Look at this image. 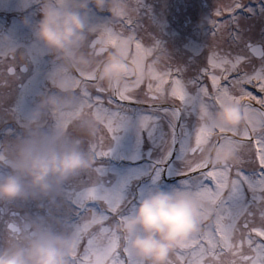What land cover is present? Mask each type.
Listing matches in <instances>:
<instances>
[{
  "label": "snow or ice",
  "instance_id": "snow-or-ice-1",
  "mask_svg": "<svg viewBox=\"0 0 264 264\" xmlns=\"http://www.w3.org/2000/svg\"><path fill=\"white\" fill-rule=\"evenodd\" d=\"M225 12L229 18L233 14L232 9L218 5L212 33L216 42L209 48L206 66L192 81L184 80L181 70L171 66L164 70L149 68L146 54L156 52L158 45L149 47L132 34L129 46L130 53L134 46V55L140 56L145 69L152 73L148 91L143 94L146 106L159 107L171 121L170 151L160 165L179 178L178 186L187 188L203 201L201 229L175 250L169 264H264V66L249 68L245 57H235L222 46L225 19L218 21L217 17ZM119 21L129 27L132 23L128 13ZM96 29L91 46L100 57L107 51L101 41L124 37L122 30L113 27ZM217 33L221 40L216 39ZM74 75L82 106L103 121L102 135L93 146L94 156H109L111 151L104 149L105 138L117 139L121 113L126 106L140 102L142 90L136 89L143 81L137 82L134 89L116 86L106 90L95 87L94 74ZM209 79L211 87L207 83ZM246 85H251L257 94ZM167 102L170 106L164 107ZM222 104H241L246 117L242 128L223 129L211 122L212 112ZM189 114L197 117L191 132L184 123ZM154 119L151 113L146 114L141 127ZM208 145H227L230 158L205 156ZM177 159L182 163L177 165ZM160 174L158 166L155 179ZM240 205L243 210L237 211ZM122 209V200L113 203L95 195L85 199L82 207L85 214L74 233L76 246L71 264H140L116 227L127 216V210Z\"/></svg>",
  "mask_w": 264,
  "mask_h": 264
},
{
  "label": "rangeland",
  "instance_id": "rangeland-1",
  "mask_svg": "<svg viewBox=\"0 0 264 264\" xmlns=\"http://www.w3.org/2000/svg\"><path fill=\"white\" fill-rule=\"evenodd\" d=\"M0 1V26L6 20L11 21L10 27L0 34V44L9 46L11 51L17 55L18 60L27 67L25 71H19V75L28 80L24 86L26 90L22 89V95L27 98L26 107L20 108L16 101V97L19 96L16 84L0 86V102H4L3 104L12 113V117L24 123L27 122V125L40 124L46 128L44 132L64 133L73 136V138L82 139L83 148L86 151L90 149L93 151V146L102 135L103 121L88 108L82 106L76 91L77 83L74 74L77 72L81 75L94 74L95 78L99 77V82L95 87L106 90H111L116 86L134 89L137 82L143 81L140 88L136 89V91L142 90L140 102L126 106L121 113L123 119L118 122L121 125V130L117 139L113 140L111 136L105 138L104 149L110 150L111 154L105 158L94 156L95 162L89 170L70 178L49 196L29 197L26 199V204L22 205L27 211L30 223H43L55 231L74 235L82 219V217L74 218V213H80L79 207L83 206L85 199L90 195L103 197L113 203L122 200V211L126 209L125 214H131L140 199V195L136 191L141 187L134 184L137 183L135 178L139 175L152 177L153 173L156 174L158 166L161 167V172L163 170L170 172L169 169L163 168L160 162L167 159L170 151L171 121L169 117L160 112L159 107L149 108L143 100V94L148 91V79L151 78L152 73L145 69L144 61L140 56L134 55V46L131 53L130 51L125 52L132 43V34L141 38L144 44L149 47L159 45V43L163 44L164 38L169 37L168 49L146 54L149 68L154 66L164 70L171 66L181 70L180 75L184 80L192 81L206 66L209 48L216 42L212 35L213 19L217 14L218 5L222 4L232 9L233 12L230 18L226 17L227 12L224 16L217 17L218 21L225 19L222 46L225 49H230L235 57H245V63L249 68L264 66V0H187L186 27L182 31L179 27L177 30L172 29L170 36L158 32L148 33L141 30L140 24L130 27L121 23L114 24V28L117 26L122 28L124 37L119 40H103V43L109 48L118 47L121 55L127 61V65L133 70L129 71L122 65L124 75L111 85L101 80L100 75L97 74L98 63L95 64L87 52L86 39L71 65L57 55L46 52L35 41L32 29L40 18L38 9L40 5L36 0ZM128 1H131L132 8L134 0ZM24 8H26L25 11ZM128 10L130 11L128 15L131 18L133 12L130 8ZM110 20V17L101 16L93 25V29L110 26ZM141 24L147 26L144 19ZM216 39L221 40L220 33H217ZM247 43L260 44L263 54L259 57L253 56L248 50ZM6 75V72L0 74V76ZM61 83L68 86L65 91H60L57 88V84ZM207 83L211 87L210 79ZM12 85L16 86L15 89L11 87ZM245 87L252 90L254 95L257 94V90H253L251 85ZM7 90L10 92L6 93ZM2 96L6 99H3ZM48 97L59 98L55 109L47 104L41 105V101ZM252 103L256 104L255 101ZM66 105H70V107H66ZM169 106L170 102L164 104V107ZM148 113H151L155 119L141 127V120ZM31 119L33 121H30ZM196 120L197 117L194 114L186 116L184 123L188 132L194 130ZM78 121L91 128L93 135L81 134L77 128ZM14 134L15 132L12 137L13 146L18 142L17 135ZM177 135H181V132L178 131ZM183 142L186 143V140ZM116 154L117 156L125 154L128 157L129 162H120L123 164L122 169V164H116V162L114 163L116 166L113 164L114 161L111 157ZM144 157L148 159L146 162L143 161ZM181 163L177 159L176 164ZM99 164L101 166L97 168L96 174V165ZM113 169L117 170V174ZM100 174L101 176H99ZM111 175L114 176L110 179L115 182L114 186L110 185L109 188L104 184V180ZM154 181L155 184H161L163 179H154ZM119 189L121 190L119 191ZM17 202L19 206V199ZM12 207L18 208L15 204ZM242 210L243 205L238 206L237 211ZM53 218L55 219L53 220ZM2 219L3 217L0 215V234L5 231L1 223Z\"/></svg>",
  "mask_w": 264,
  "mask_h": 264
},
{
  "label": "clouds",
  "instance_id": "clouds-1",
  "mask_svg": "<svg viewBox=\"0 0 264 264\" xmlns=\"http://www.w3.org/2000/svg\"><path fill=\"white\" fill-rule=\"evenodd\" d=\"M40 18L33 26V36L46 52L55 54L71 65L86 33L92 31L88 15L90 6L107 9L112 17L128 13L127 0H36ZM27 23V21H25ZM127 61L118 47L104 57L100 78L111 85L124 75ZM65 84H57L60 91ZM57 97L41 101L55 109ZM244 101H241V104ZM241 104L218 105L211 122L218 128L240 129L246 122ZM70 107V105H66ZM78 131L93 135L91 128L77 122ZM83 141L64 133L44 132L39 125H29L10 153L0 152V203L49 196L70 178L89 170L94 162L93 151L85 150ZM205 156L230 158L227 145H208ZM202 198L185 187L156 188L139 199L134 211L116 227L131 255L140 264H169L172 254L202 224ZM76 246L74 235L55 231L43 223L13 226L0 243V264H71Z\"/></svg>",
  "mask_w": 264,
  "mask_h": 264
},
{
  "label": "flooded vegetation",
  "instance_id": "flooded-vegetation-1",
  "mask_svg": "<svg viewBox=\"0 0 264 264\" xmlns=\"http://www.w3.org/2000/svg\"><path fill=\"white\" fill-rule=\"evenodd\" d=\"M132 3L133 5L131 8V1L127 0L128 9L130 8L133 12L131 13L132 16L130 18L132 22L131 25L140 24V27L142 26L141 30L143 31H147L148 33L152 34L158 32L163 33L165 36H170L172 29L177 30V27H179L180 31H182L186 27L187 0H134V2ZM91 7L96 11V15L100 13V17L106 16L111 18V25L109 27L114 28V24H120V17H112L111 13L107 9L98 10L94 6ZM91 7L90 9H92ZM25 10L26 8H24V11ZM129 12L130 11L128 10V14ZM143 19L147 26L141 24ZM88 20L89 22L91 21V19ZM10 24L11 21L6 20V22L0 26V34L5 32L8 27H10ZM115 29L118 31L122 30V28L119 26H117ZM96 35L97 29L92 28V31L87 32L86 45L88 47L87 52L92 57V60L95 64L98 63L97 74L100 75V69L103 66L104 57L111 48H109L107 45H105V43H103V41H101V46L107 47L106 54L103 55V57L95 54L91 46V41L96 38ZM168 38H164L163 44L159 43L157 51L162 52L168 49V45H170V38ZM125 52H129V49L125 50ZM26 69V65L18 60L17 55L11 51V48L9 46L0 44V74H3V72L7 73L6 76H0V86L16 84L19 94V96L16 97V101L19 103L20 108L26 107L27 98L22 95V89L26 90L24 86L27 84L28 80L25 77L19 75V71H25ZM95 79L97 84L99 82V77ZM16 86L12 85L11 87L15 89ZM9 90H7L6 93H8ZM2 98L6 99V97L4 96H2ZM3 103L0 102V107H2L0 108V152L10 153L14 148V146L12 145L13 132H15L14 135H17L16 140H19L26 134V129L29 125H27V122L24 123L21 120L12 117V113ZM30 121H33V119H31ZM31 125H39L42 131L46 130V128L44 126H41L40 124L32 123ZM100 166L101 165H96L95 172ZM0 168H4V166L0 165ZM4 170L7 171L6 168H4ZM99 176H101V174ZM19 201V206L17 200L12 202L0 203V215L3 217L1 223L5 229L3 234H0V243H3V241L7 239L9 235V229L11 227L17 226L23 228L25 224L30 223L28 221L27 211L22 207V205L26 204V199H19ZM14 204L18 208L12 207V205ZM54 219L55 218H53V220Z\"/></svg>",
  "mask_w": 264,
  "mask_h": 264
},
{
  "label": "bare ground",
  "instance_id": "bare-ground-1",
  "mask_svg": "<svg viewBox=\"0 0 264 264\" xmlns=\"http://www.w3.org/2000/svg\"><path fill=\"white\" fill-rule=\"evenodd\" d=\"M99 17H100L99 15H95L94 13H92V11H89L88 19H91V21L89 22V25H90L91 28H93V25L95 24V22L98 20L97 18H99ZM124 68H125V69H128L129 71H132V70H133V68L129 67V65L124 66ZM131 69H132V70H131ZM135 71H136V70H135ZM137 72H139V71L137 70ZM137 72H136V73H137ZM116 160H117V161H129L127 155H125V154H119V155L116 157ZM174 186H177V183H166V184L161 185V186H159V187H154V186H151V185H150V186H148V187L143 191V193L141 194V198H142L145 194H147L149 191L154 190V189H156V188L170 189V188H172V187H174Z\"/></svg>",
  "mask_w": 264,
  "mask_h": 264
},
{
  "label": "water",
  "instance_id": "water-1",
  "mask_svg": "<svg viewBox=\"0 0 264 264\" xmlns=\"http://www.w3.org/2000/svg\"><path fill=\"white\" fill-rule=\"evenodd\" d=\"M250 51L256 57H259V56L262 55V51H261L260 45H254V46H252L250 48Z\"/></svg>",
  "mask_w": 264,
  "mask_h": 264
}]
</instances>
